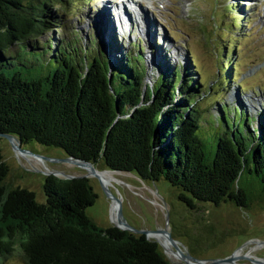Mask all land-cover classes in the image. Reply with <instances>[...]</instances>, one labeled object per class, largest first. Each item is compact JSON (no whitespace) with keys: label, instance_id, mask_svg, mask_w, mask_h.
Segmentation results:
<instances>
[{"label":"trees","instance_id":"1","mask_svg":"<svg viewBox=\"0 0 264 264\" xmlns=\"http://www.w3.org/2000/svg\"><path fill=\"white\" fill-rule=\"evenodd\" d=\"M76 1L0 0V133L145 183L164 181L189 210L198 203L247 209L264 201L261 97L255 95L260 110L253 114L242 98L225 106L224 90H200L190 58L172 64L168 50L150 49L155 67L145 66L140 42L128 38L129 51L101 19L88 26L92 33L80 37L78 28L56 36L69 29ZM235 1L240 7L241 0H225L222 9L234 31L224 30L230 39L222 41L238 48L234 34L247 19ZM225 50H217L213 83L228 87L236 84V55ZM210 91L217 96L208 109L201 101ZM8 174L0 154V264L13 255L24 264H170L143 235L100 228L87 217L97 200L89 179L45 177L40 204L33 192L9 188Z\"/></svg>","mask_w":264,"mask_h":264},{"label":"rangeland","instance_id":"2","mask_svg":"<svg viewBox=\"0 0 264 264\" xmlns=\"http://www.w3.org/2000/svg\"><path fill=\"white\" fill-rule=\"evenodd\" d=\"M235 2L236 12L242 13V22L244 18L247 19L246 24L242 23L243 32L237 28L234 34L239 37L235 42L238 48L230 40L222 41L230 39V36L226 37L224 30H229L230 35L234 32L229 22L223 19L224 14L228 15L222 10L225 0H78L68 11L69 29L64 28L65 34H53L66 37L68 33L76 32L79 28L83 30H79L81 37L86 32H94L88 26H95L96 20L101 19L107 23L105 25L111 26L112 33L119 41L121 37L124 38L120 44L129 51L132 47L127 44L128 38L134 44L140 42L145 66L152 63L155 67L149 56L150 49L154 55L168 50L172 64L176 62L175 64L184 66L185 59L190 58L198 72V79L203 84L200 90L210 87L211 90H224L225 95L220 98V102L229 107L234 103L233 100L242 98L247 112L253 114L256 107L257 111L260 110L259 103L264 104V0H241L240 7ZM73 23H79V26L76 25L73 29L70 26ZM50 35L51 33L48 36ZM219 48L226 49L225 55L232 52L236 55L232 63L236 84H229L228 87L213 83L215 79L217 82V72L220 69L217 62ZM238 83H243L239 89ZM255 95L261 97L258 98L259 103ZM216 96V93L210 91L208 97L201 101L203 106L209 109L214 105ZM213 113L217 116L214 108ZM23 148L54 160L66 158L60 149L33 142ZM0 154L9 168L4 183L12 189L31 191L38 203H45L42 186L46 176L24 167L27 166L24 160L18 161L10 143L1 138ZM46 165L47 169L63 173L87 174L85 170L70 163L46 162ZM35 168L44 169L39 164ZM96 169L105 170L102 163H98ZM112 174L120 183L113 185L120 194L115 198L121 200L122 216L132 229L155 231L167 227L184 253L187 255L188 251L198 260L225 259L235 253L252 254L255 258L264 260V201H254L247 209L237 208L230 203L219 207L198 203V208L193 211L178 201L179 192L164 181L142 183L132 174ZM89 180L97 200L86 209L87 217L97 227H114L110 220L111 200L105 195L97 179L90 177ZM244 182L248 186L251 184L249 179H244ZM159 250L170 264H181L172 262L160 244ZM239 263L251 262L243 259ZM3 264L24 263L18 256L13 255L4 260Z\"/></svg>","mask_w":264,"mask_h":264},{"label":"water","instance_id":"3","mask_svg":"<svg viewBox=\"0 0 264 264\" xmlns=\"http://www.w3.org/2000/svg\"><path fill=\"white\" fill-rule=\"evenodd\" d=\"M107 75H108V81L110 83L111 75L110 74H107ZM0 138L1 139H5V140H7L10 143V146L13 149L14 155L17 158V160L20 161L21 159H23L24 162L27 165V166H24V167L30 169L31 171L41 172L46 177L53 176L55 178L62 179V180H72V179H75V178H86V179H89L90 177L91 178H95V179L98 180V182H99V184H100V186H101V188H102V190H103V192L105 193L106 196H107V193H106L104 187L102 186V184H101V182L99 180L100 174L101 173H119V172H113V171H108V170L99 171L91 163H88V162H85V161H82V160H79V159H76V158H73V157H70V156H66V158L63 159V160H54V159L43 157L41 155L34 154L31 151L24 149L23 146H25V145H22L21 141L16 136L11 135V134L0 133ZM23 153L27 154V155H29L31 157H38V158L41 159V162L37 163L35 161H31L29 158L23 157L22 156ZM46 162H49V163H68L69 162L70 164H73V163H78L79 164L80 163L81 165H86V166L90 167L91 168V173H90V175L89 174L87 175L85 173L76 174V175L75 174H69V173H63V172H60V171L47 169ZM37 164H39L42 167H44V169L43 170H38L37 168H35L37 166ZM34 165H35V167H34ZM142 183H145V182H142ZM151 183H155V182H151ZM150 191H152V189H150ZM111 196L114 197V198L120 196V194H119L118 190L116 189V187L112 188ZM118 212L120 214L122 213V205L119 206ZM114 227H116L119 230L129 232V233H131L133 235H137V236H142L143 235L146 240H148L150 242H153L155 244H157V243L155 241L149 239L148 235L149 234H153L155 232H165L167 234V237H168L169 241L172 244L179 243V242L175 241L172 238V236H171V234H170V232H169L167 227H165L163 229L160 228V229L155 230V231L138 230V229H131V228H122V227H119L117 225H114ZM157 245L159 247V244H157ZM186 252H187V256L191 260L195 261V264H241V263H239V261L243 260V259L245 260V258L236 257L235 255H232V256H230L228 258H225V259L198 260V259L193 258L188 253V251H186ZM250 262H251L250 264H255L252 261H250ZM184 264H188V263H184Z\"/></svg>","mask_w":264,"mask_h":264},{"label":"bare ground","instance_id":"4","mask_svg":"<svg viewBox=\"0 0 264 264\" xmlns=\"http://www.w3.org/2000/svg\"><path fill=\"white\" fill-rule=\"evenodd\" d=\"M138 14L140 15V11H138ZM124 19L125 16L122 15ZM254 105V104H253ZM23 157L29 158L34 160L35 162L39 163L41 162V159L38 157H31L27 154H22ZM69 163V162H68ZM73 165H76L80 167L81 169L85 170L87 175L91 173V168L86 165H81L80 163H73ZM99 180L104 187L108 198L111 200V212H110V220L112 224L117 225L122 228H131L128 223L125 221V219L122 216V213L120 214L118 212V208L121 205V200H118L117 198H114L111 196V187H113L114 184L120 185L119 181L117 180L116 176H114L112 173H101L99 176ZM132 229V228H131ZM148 237L150 239L155 240L157 243L161 245V247L164 249L165 255L172 260L174 263H188V264H195V261L191 260L183 251L182 247L175 243L172 244L165 232H155L153 234H149ZM236 257H243L245 260L252 261L255 264H264V260H260L255 258L252 254H246L242 255L241 253H235Z\"/></svg>","mask_w":264,"mask_h":264}]
</instances>
